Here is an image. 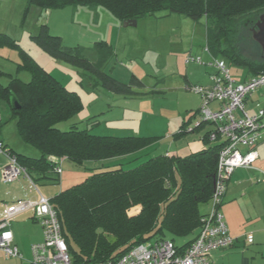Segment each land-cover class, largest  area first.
Instances as JSON below:
<instances>
[{
  "label": "trees",
  "instance_id": "1",
  "mask_svg": "<svg viewBox=\"0 0 264 264\" xmlns=\"http://www.w3.org/2000/svg\"><path fill=\"white\" fill-rule=\"evenodd\" d=\"M42 12L83 7L105 9L120 23L139 21L157 15L177 14L194 22L204 20L206 48L213 58L230 66L246 68L251 75L264 73V58L244 56L242 31L255 28L264 13V0H28ZM36 46L52 59L78 67L92 75L96 84L125 96L133 95L132 85L115 80L104 72L115 55L106 42L94 50L98 60L91 62L85 49L65 47L62 39L50 34L47 25L34 36ZM11 46L19 53L17 72L30 74V81L0 71V100L11 107L15 97L20 109L13 110L18 136L39 156L14 154L35 183H59L63 163L76 166L102 164L85 181L61 191L51 199L57 211L63 237L73 264H103L117 261L134 247L152 240H170L185 251L197 238L203 207L210 205L217 177L218 155L222 145L209 141L207 147L188 156L167 153L153 156L156 137L96 135L91 129L58 126L84 110L81 97L69 91L42 68L16 42L0 40V48ZM188 130L183 124L178 133ZM6 147V146H5ZM61 169V174L57 172ZM134 210V213L132 211Z\"/></svg>",
  "mask_w": 264,
  "mask_h": 264
},
{
  "label": "rangeland",
  "instance_id": "2",
  "mask_svg": "<svg viewBox=\"0 0 264 264\" xmlns=\"http://www.w3.org/2000/svg\"><path fill=\"white\" fill-rule=\"evenodd\" d=\"M9 7V2H0V10L6 12L4 21H13V29L19 31L16 34L13 30L14 39H18V44L42 68L69 91L77 93L83 101L84 110L60 124L58 128L61 131L78 127L79 130L91 129L96 135L159 137L160 141L150 150L153 156L170 151L185 156L183 149L190 147L189 151H198L204 148L201 138L214 129L211 124L206 123L200 131H189L184 136L174 137L184 120H188L192 112L202 107L200 97L187 89L188 86L186 88L184 77H189L191 85L201 84L200 81L207 77L206 70L201 69L203 67L186 63L189 57L211 61L205 51L207 41L204 20L194 22L177 14H161L141 19L135 27H122L112 14L102 8L67 7L49 11L39 18L37 6L29 4L28 0H17L11 18L7 15ZM38 19L47 25L51 35L62 39L65 47L84 48L91 62L98 60V53L94 50L96 43L107 42L115 56L105 66L104 72L125 84L131 81L135 73L145 86H134L133 95L116 94L98 86L92 75L82 69L52 59L32 39L42 27L39 31L35 30ZM240 47L244 56L260 59V50L252 42L248 29L242 31ZM18 61L20 57L14 48H0V62L5 65L6 72L24 82L30 81L29 73L16 72ZM229 68L237 82L250 74L246 68L230 65ZM1 113L4 118L2 127L16 144L15 150L29 157H38V152L19 138L11 107ZM192 129L189 127V130ZM98 167H102V164L95 166V163H87L81 167L66 161L63 163L60 182L55 183L54 188L60 190L64 187L66 190L80 184ZM208 208L210 205L203 207L204 210Z\"/></svg>",
  "mask_w": 264,
  "mask_h": 264
},
{
  "label": "built area",
  "instance_id": "3",
  "mask_svg": "<svg viewBox=\"0 0 264 264\" xmlns=\"http://www.w3.org/2000/svg\"><path fill=\"white\" fill-rule=\"evenodd\" d=\"M205 51L211 56L207 48ZM186 63L205 64L201 58L195 57H189ZM206 65L214 69L210 75L211 86L196 85L191 86L190 90L202 99V121L214 126L209 133V141L218 142L222 148L218 155L210 211L201 220L197 238L184 252L170 240H152L134 247L117 261L103 264H212L214 252L234 246L236 239L231 236L220 209L227 182L233 173L240 168H252L259 158L257 147L264 142V109L260 108L251 116L245 111V104L257 90L264 88V73L244 83H237L225 61L211 56V61ZM213 103L219 105L218 110L210 108ZM0 154L6 158V164L0 169V181L3 184H12L23 176L31 180L27 170L5 147L1 138ZM57 172L61 174L62 171L57 169ZM39 195L36 201H21L6 207L4 217L0 220V250L7 258H22L14 244L11 222L33 211L34 219L44 232V242L32 246L33 264H73L57 211L51 199ZM246 242L252 244L253 237L247 236Z\"/></svg>",
  "mask_w": 264,
  "mask_h": 264
},
{
  "label": "crops",
  "instance_id": "4",
  "mask_svg": "<svg viewBox=\"0 0 264 264\" xmlns=\"http://www.w3.org/2000/svg\"><path fill=\"white\" fill-rule=\"evenodd\" d=\"M0 2H9L11 4V7L8 8L7 15L13 18V14L16 10L17 0H0ZM2 10L3 9L0 10V40L7 39L9 43L10 41H12L18 44V39H14L15 37H13V30L15 29L16 32V28L13 29V21H10V19H8L6 23L4 21V16L6 12ZM47 13H44L40 10L39 18L41 16L47 15ZM35 25V30L39 31L40 26L44 24L42 21H40V19H38ZM120 25L123 27L122 23H120ZM18 33L19 31L16 32V34ZM4 47L11 46L7 45L3 46L2 48ZM22 49L24 50V48ZM25 52L29 54L28 51ZM112 59H110L108 64L111 62ZM202 61L205 64H198V67H203L201 69L206 70L207 77H204V79L200 81L201 84L191 85L189 77L185 76L184 82L186 84V88L188 86L187 89L189 90L191 86L199 85L209 87L212 84L210 80V75L213 73V71L210 69V67L206 65L210 61H204V59H202ZM19 63L20 61L16 63V72L18 70L17 65ZM133 70L134 69H132V71ZM0 71L5 74L12 75L6 72L7 70L5 69V65L1 62ZM133 75L134 76H132V79L135 78L138 83L132 85V89H134V86H140L141 88H143L145 86L144 82L135 73ZM254 77L256 76L249 74L247 78H244L240 82H236L244 83ZM0 82L6 86L9 83V79L7 77H4L1 79ZM130 82L128 84H123L129 85ZM7 104V102L0 100L1 118V112L8 111L9 104ZM210 108L216 111L218 110L219 105L217 103H213L210 105ZM260 108L264 109V88L257 90L246 101L245 104V111L251 116L255 115ZM3 121L4 118H2V122L0 124V138L8 149L12 150L17 154L18 152L15 150L16 144L13 143L12 138L9 136L8 133H6L7 131L2 127ZM183 124H185V128L188 130V132L190 131L191 133L200 131V129L207 125L201 119L200 109L195 112H192L188 120H184V122L180 126L178 133L182 129ZM189 127H193V129L189 130ZM212 130L213 128L210 129L208 133H210ZM178 133H176L174 137H181L178 135ZM208 133L203 135L201 138V141L205 145L204 148L207 147L206 135ZM189 150H191L190 147L182 150L184 153L186 152L185 156L200 151ZM257 152L259 154V158L253 164V167L249 169H237L227 182L226 193L223 198V203L221 205L220 210L224 215L229 232L231 236L236 239V242L234 246L230 249L214 252L211 256L212 264H264V142L258 145ZM167 154L171 156L177 155V153H174L172 151L167 152ZM5 164L6 158L0 154V169ZM54 184L55 183L53 181L49 180H40L35 183L34 181L29 180L25 176L19 178L18 181L12 184H3L0 181V220L4 217L7 206H11L12 204L21 201H36L40 197L39 193L48 199H53L61 191L65 190L64 187L60 188V190H58L57 188L55 189ZM209 211L210 208L205 210L204 213L207 214ZM11 231L13 232L14 236V244L18 247L19 251L21 252L22 258H7L5 254L0 250V264H33L32 246L44 242L43 228L34 219L33 211H29L16 217L11 222ZM249 235L253 237L252 244H248L246 242V237Z\"/></svg>",
  "mask_w": 264,
  "mask_h": 264
},
{
  "label": "water",
  "instance_id": "5",
  "mask_svg": "<svg viewBox=\"0 0 264 264\" xmlns=\"http://www.w3.org/2000/svg\"><path fill=\"white\" fill-rule=\"evenodd\" d=\"M137 25V21H126L124 22L123 26L124 27H135ZM252 32V40L258 44V46L261 48V51L263 53V58H264V13L260 16L259 21L256 23L255 28L251 30ZM11 108L13 110H18L20 109L19 102L15 97L11 98Z\"/></svg>",
  "mask_w": 264,
  "mask_h": 264
}]
</instances>
